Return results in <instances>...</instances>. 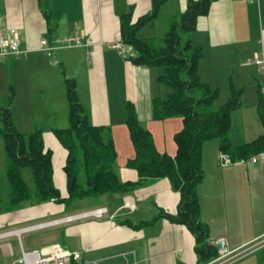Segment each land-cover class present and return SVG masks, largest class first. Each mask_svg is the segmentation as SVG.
<instances>
[{
	"label": "crops",
	"instance_id": "0c3cea01",
	"mask_svg": "<svg viewBox=\"0 0 264 264\" xmlns=\"http://www.w3.org/2000/svg\"><path fill=\"white\" fill-rule=\"evenodd\" d=\"M187 1L167 0L140 37L162 43ZM152 5L153 0H0V38L17 29L20 49L27 52L0 60V73L5 68L11 72L9 93L0 91L1 103L5 99L8 105L12 86L16 126L24 134L41 128L46 147L54 153V181L62 193L67 152L53 130L69 126V112L59 66L68 79L75 80L92 123L111 128L122 182L139 180L138 172L127 165L136 155L126 125L128 102L134 103L158 151L172 157L177 153L174 137L183 120L152 119V100L165 99L171 92L159 83L158 67L135 66L129 59L135 55L131 47L126 52L113 47L122 42L121 17L132 9L136 22ZM75 36L83 45L66 47V40ZM44 39L56 47L50 56L40 50ZM189 39L204 53L198 74L203 83L219 89L218 101L230 96L232 84L244 89L243 106L231 117L232 145L263 135L260 117L253 121L248 116V120L243 112L258 114L259 90L264 95V65L254 63L256 56L264 59V0L214 1ZM214 142L203 150L205 176L198 188L201 217L209 226L210 241L225 237L237 253L254 241L264 243V159L252 163L262 153L239 157L221 151L219 141ZM222 152L230 159L225 166L219 159ZM179 203L180 193L168 179H154L127 194L107 195L98 203L81 202L66 209L51 201L1 212L0 264H14L23 252L39 251L47 257L59 245L81 254L77 264H198L188 228L160 217L161 211L176 214ZM100 208L107 209L102 217L83 215Z\"/></svg>",
	"mask_w": 264,
	"mask_h": 264
},
{
	"label": "trees",
	"instance_id": "16d2710c",
	"mask_svg": "<svg viewBox=\"0 0 264 264\" xmlns=\"http://www.w3.org/2000/svg\"><path fill=\"white\" fill-rule=\"evenodd\" d=\"M214 1L188 0L186 10L170 23L161 45L153 39H142L139 33L159 16L167 0H153L151 11L136 22H133L132 9L121 17V40L135 52L129 58L131 63L163 69L158 81L171 91L165 99L157 97L152 100V119L183 120L182 130L174 137L178 147L176 155L162 154L152 133L140 121L134 103H127L126 125L136 153L127 165L138 172L139 180L136 182L121 181L111 128L92 123L78 96L75 80L68 79L63 72L69 126L53 130L67 152L64 166L66 190L62 193L54 181V153L46 147L43 131L36 129L24 134L16 126L11 107L15 90L11 86L8 105L3 106L0 99V135L5 144L6 177L10 189L7 211L51 201L64 205L66 209L81 202L98 203L107 195L132 192L150 180L168 179L172 188L180 193V203L176 214L161 211L160 217L188 228L195 239L198 264H209L218 258L219 249L210 243L209 226L201 217L198 188L205 176L204 143L215 139L223 152L253 157L264 153V134L250 143L232 145L231 117L243 106L244 89L232 84L227 101L219 108L215 107L219 89L203 83L198 74V64L204 53L189 38L184 39L185 35L196 30L198 19L208 15ZM258 115L264 125V95L261 90ZM24 169L32 170L34 190L24 180Z\"/></svg>",
	"mask_w": 264,
	"mask_h": 264
},
{
	"label": "built area",
	"instance_id": "2783aa9c",
	"mask_svg": "<svg viewBox=\"0 0 264 264\" xmlns=\"http://www.w3.org/2000/svg\"><path fill=\"white\" fill-rule=\"evenodd\" d=\"M82 45L83 43L81 38L78 36L66 40V47L68 48ZM113 47L118 49L120 52H126L128 46H126L123 42H119L114 44ZM40 50L50 56L56 50V47L50 45L49 42L44 39L40 41ZM26 54V51H22L20 49V37L17 29H10L8 35L0 38V60L11 55L19 56ZM254 63L256 65L263 66L264 59L256 56ZM219 159L223 166L230 162L229 156L223 152L220 154ZM261 159H264V153L253 157L252 163H257ZM105 213H107V209L100 208L83 215L102 217ZM79 216H75L73 218H77ZM210 243L218 247L219 256L209 264H230L239 256V252L234 253L230 250L228 240L225 237L211 240ZM81 257L82 256L79 252L71 251L59 245L56 247L55 252L47 257L42 256L39 251L23 252L21 259L16 261L14 264H77V262L81 260Z\"/></svg>",
	"mask_w": 264,
	"mask_h": 264
},
{
	"label": "rangeland",
	"instance_id": "374dc122",
	"mask_svg": "<svg viewBox=\"0 0 264 264\" xmlns=\"http://www.w3.org/2000/svg\"><path fill=\"white\" fill-rule=\"evenodd\" d=\"M169 28V27H168ZM168 31V29H167ZM166 31V33H167ZM189 35H185L184 39L189 38ZM161 43V42H160ZM159 42L158 45H161ZM54 59V56L52 57ZM59 69L61 73L65 72L64 68L59 66ZM157 71L162 74L163 69L157 68ZM11 78V72L10 69L5 68V72L0 73V91L2 94L9 93V80ZM166 89H169L166 85H163ZM4 96V95H3ZM225 99L223 102H226L228 97L224 98V96H221L219 101H217L215 107L219 108V104H222V100ZM6 100L2 99V105L6 106ZM250 110V109H249ZM244 117L247 118L248 116H251L253 121L258 119L259 115L255 113V111H252L251 113L249 111L243 112ZM233 115V119H234ZM249 120V118H248ZM235 121V120H234ZM252 121V122H253ZM67 128V127H66ZM41 129V128H39ZM62 129V128H61ZM214 140H210L204 143L203 150L208 145H213L212 143H215ZM209 146V147H210ZM220 155V154H219ZM6 169H7V158H6V152H5V144L4 140L0 135V213L9 212L7 211V207L10 201V189H9V182L6 177ZM24 180L26 184L34 190L35 188V182L34 177L31 169H24ZM29 205H25L24 207H28ZM230 264H264V243L263 240L260 241H254L251 245L246 246L242 251L239 252L238 258H236L233 262Z\"/></svg>",
	"mask_w": 264,
	"mask_h": 264
}]
</instances>
